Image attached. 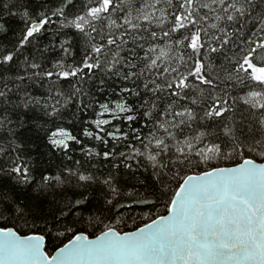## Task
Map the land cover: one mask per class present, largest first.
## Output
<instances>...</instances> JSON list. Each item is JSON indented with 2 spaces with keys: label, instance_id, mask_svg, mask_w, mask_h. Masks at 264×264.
I'll use <instances>...</instances> for the list:
<instances>
[{
  "label": "snow or ice",
  "instance_id": "6c2138e0",
  "mask_svg": "<svg viewBox=\"0 0 264 264\" xmlns=\"http://www.w3.org/2000/svg\"><path fill=\"white\" fill-rule=\"evenodd\" d=\"M0 264H264V0H0Z\"/></svg>",
  "mask_w": 264,
  "mask_h": 264
}]
</instances>
